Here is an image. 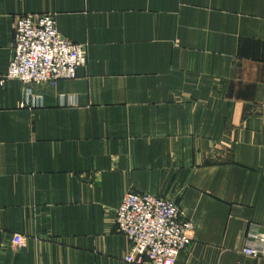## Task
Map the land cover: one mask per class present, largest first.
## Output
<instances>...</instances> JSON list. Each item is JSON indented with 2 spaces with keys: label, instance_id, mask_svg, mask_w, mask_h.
Masks as SVG:
<instances>
[{
  "label": "crops",
  "instance_id": "crops-1",
  "mask_svg": "<svg viewBox=\"0 0 264 264\" xmlns=\"http://www.w3.org/2000/svg\"><path fill=\"white\" fill-rule=\"evenodd\" d=\"M27 12L87 62L0 83V264H132L126 191L194 224L175 264H264V0H0V78Z\"/></svg>",
  "mask_w": 264,
  "mask_h": 264
},
{
  "label": "built area",
  "instance_id": "built-area-1",
  "mask_svg": "<svg viewBox=\"0 0 264 264\" xmlns=\"http://www.w3.org/2000/svg\"><path fill=\"white\" fill-rule=\"evenodd\" d=\"M86 44L63 37L51 12L19 13L13 19L12 56L2 84L14 78L24 84H52L73 78L86 66ZM116 230L129 241L124 260L132 264H175L191 243L194 224L182 217L175 198L126 191L114 212ZM15 247L22 238L13 235ZM245 255L264 258V250L246 246Z\"/></svg>",
  "mask_w": 264,
  "mask_h": 264
},
{
  "label": "rangeland",
  "instance_id": "rangeland-1",
  "mask_svg": "<svg viewBox=\"0 0 264 264\" xmlns=\"http://www.w3.org/2000/svg\"><path fill=\"white\" fill-rule=\"evenodd\" d=\"M28 13V12H27ZM14 19V18H13Z\"/></svg>",
  "mask_w": 264,
  "mask_h": 264
}]
</instances>
